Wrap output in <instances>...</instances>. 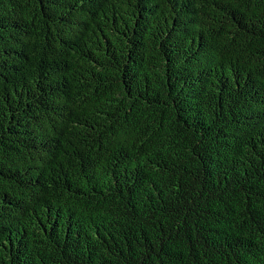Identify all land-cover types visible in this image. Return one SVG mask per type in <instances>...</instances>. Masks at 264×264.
I'll return each mask as SVG.
<instances>
[{"label":"trees","instance_id":"1","mask_svg":"<svg viewBox=\"0 0 264 264\" xmlns=\"http://www.w3.org/2000/svg\"><path fill=\"white\" fill-rule=\"evenodd\" d=\"M0 264H264V0H0Z\"/></svg>","mask_w":264,"mask_h":264}]
</instances>
